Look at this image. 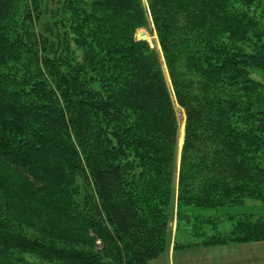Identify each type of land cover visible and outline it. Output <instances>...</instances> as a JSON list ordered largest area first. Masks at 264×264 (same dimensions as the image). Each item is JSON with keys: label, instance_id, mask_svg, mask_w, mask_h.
Returning <instances> with one entry per match:
<instances>
[{"label": "trees", "instance_id": "1", "mask_svg": "<svg viewBox=\"0 0 264 264\" xmlns=\"http://www.w3.org/2000/svg\"><path fill=\"white\" fill-rule=\"evenodd\" d=\"M152 24L162 56L137 37ZM249 199L264 201L262 0H0V264H147L175 200L177 231L216 232L174 249L262 241L264 216L234 211ZM192 207L229 209L231 229Z\"/></svg>", "mask_w": 264, "mask_h": 264}, {"label": "rangeland", "instance_id": "2", "mask_svg": "<svg viewBox=\"0 0 264 264\" xmlns=\"http://www.w3.org/2000/svg\"><path fill=\"white\" fill-rule=\"evenodd\" d=\"M262 1L264 4V0H262ZM54 2L55 1H52L50 3L51 7H55L56 4ZM151 28H152L151 30L146 29V28H141V29H139V31L140 30H146L148 32L149 43H150L151 47L156 48L157 51L159 52V54H161V56H162L158 36H157L156 30L154 29L153 24H152ZM139 31L137 33V37H138ZM162 60H163V58H162ZM163 66L165 67V70H166V65L164 63V60H163ZM179 118H180V123H181L180 137H182V141L180 142V139L178 141V148H179V152H180L182 149V145L184 143V125H185V116H184V113L181 109L179 110ZM179 164H180V160L178 161V165ZM175 185H176V190H177L178 189V180H177V183ZM176 202H177V200H175V203H174L175 204L174 216H173V219L171 221L170 228H169V248H168V250H170L171 248H174V244L176 241H179V240L180 241H186L189 239H191V240L196 239L197 237L193 236V235L195 233H197V231H199L198 226H201L200 230H203V232H205L207 235H211V234H214L216 232L214 226L211 225V223L210 224L207 223V224H204V226H202L203 223L200 222L201 220H197L194 217L192 218V220H183V224H182L183 233H181L180 230L177 231V216H176L177 203ZM229 211H230L229 209H224V208L219 209V210H213V209H206L205 210V209H201V208L192 207L190 212L194 215L195 214H200V215L205 214L207 216L211 215L213 218H216V220L219 224L218 229L220 231L226 232L229 229H231L232 223H233L232 220H230L227 216L224 215L225 213H227ZM234 211L240 213V216H242V214H244V213L253 214L255 217L264 216V201L249 199V200H247L245 205H243L241 207H236L234 209ZM203 238H204V236H201V235L198 236L199 241H202Z\"/></svg>", "mask_w": 264, "mask_h": 264}, {"label": "crops", "instance_id": "3", "mask_svg": "<svg viewBox=\"0 0 264 264\" xmlns=\"http://www.w3.org/2000/svg\"><path fill=\"white\" fill-rule=\"evenodd\" d=\"M147 264H264V240L216 246L171 248Z\"/></svg>", "mask_w": 264, "mask_h": 264}, {"label": "water", "instance_id": "4", "mask_svg": "<svg viewBox=\"0 0 264 264\" xmlns=\"http://www.w3.org/2000/svg\"><path fill=\"white\" fill-rule=\"evenodd\" d=\"M139 39L145 40L149 42V34L146 30H140L138 34ZM184 133H185V126H184ZM183 146V145H182Z\"/></svg>", "mask_w": 264, "mask_h": 264}, {"label": "bare ground", "instance_id": "5", "mask_svg": "<svg viewBox=\"0 0 264 264\" xmlns=\"http://www.w3.org/2000/svg\"><path fill=\"white\" fill-rule=\"evenodd\" d=\"M152 37V36H151ZM180 139V142L182 141V137L179 138Z\"/></svg>", "mask_w": 264, "mask_h": 264}]
</instances>
